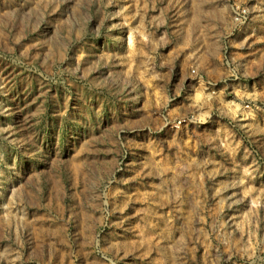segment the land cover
<instances>
[{"label":"rangeland","instance_id":"1","mask_svg":"<svg viewBox=\"0 0 264 264\" xmlns=\"http://www.w3.org/2000/svg\"><path fill=\"white\" fill-rule=\"evenodd\" d=\"M0 264H264V0H0Z\"/></svg>","mask_w":264,"mask_h":264}]
</instances>
